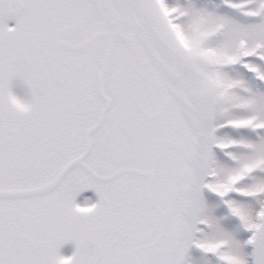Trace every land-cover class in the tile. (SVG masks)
I'll return each instance as SVG.
<instances>
[{
    "label": "snow or ice",
    "instance_id": "1",
    "mask_svg": "<svg viewBox=\"0 0 264 264\" xmlns=\"http://www.w3.org/2000/svg\"><path fill=\"white\" fill-rule=\"evenodd\" d=\"M0 264H264V0H0Z\"/></svg>",
    "mask_w": 264,
    "mask_h": 264
},
{
    "label": "flooded vegetation",
    "instance_id": "2",
    "mask_svg": "<svg viewBox=\"0 0 264 264\" xmlns=\"http://www.w3.org/2000/svg\"><path fill=\"white\" fill-rule=\"evenodd\" d=\"M93 191V190H90ZM96 198V197H94ZM74 250V244L72 242H68L65 245L62 246L61 251L65 254H70Z\"/></svg>",
    "mask_w": 264,
    "mask_h": 264
}]
</instances>
